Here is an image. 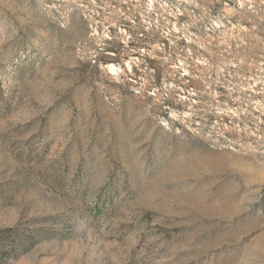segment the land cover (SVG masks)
I'll list each match as a JSON object with an SVG mask.
<instances>
[{"label":"rangeland","instance_id":"obj_1","mask_svg":"<svg viewBox=\"0 0 264 264\" xmlns=\"http://www.w3.org/2000/svg\"><path fill=\"white\" fill-rule=\"evenodd\" d=\"M0 264H264V0H0Z\"/></svg>","mask_w":264,"mask_h":264},{"label":"bare ground","instance_id":"obj_2","mask_svg":"<svg viewBox=\"0 0 264 264\" xmlns=\"http://www.w3.org/2000/svg\"><path fill=\"white\" fill-rule=\"evenodd\" d=\"M109 69H110V71L113 72V73H116V71H117V67H116L114 64H110V65H109Z\"/></svg>","mask_w":264,"mask_h":264},{"label":"trees","instance_id":"obj_3","mask_svg":"<svg viewBox=\"0 0 264 264\" xmlns=\"http://www.w3.org/2000/svg\"><path fill=\"white\" fill-rule=\"evenodd\" d=\"M2 254V253H1Z\"/></svg>","mask_w":264,"mask_h":264}]
</instances>
